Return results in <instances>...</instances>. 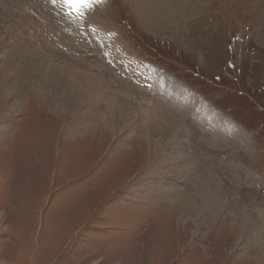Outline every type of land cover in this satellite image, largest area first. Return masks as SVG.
<instances>
[{
  "label": "rangeland",
  "instance_id": "obj_1",
  "mask_svg": "<svg viewBox=\"0 0 264 264\" xmlns=\"http://www.w3.org/2000/svg\"><path fill=\"white\" fill-rule=\"evenodd\" d=\"M98 1L90 30L227 128L125 77L62 2L0 0V264H264V0H193L173 21L162 0ZM65 68L129 84L139 118L110 125V93L76 111L47 84ZM149 110L179 121L186 167L157 161L175 145L151 146Z\"/></svg>",
  "mask_w": 264,
  "mask_h": 264
},
{
  "label": "bare ground",
  "instance_id": "obj_2",
  "mask_svg": "<svg viewBox=\"0 0 264 264\" xmlns=\"http://www.w3.org/2000/svg\"><path fill=\"white\" fill-rule=\"evenodd\" d=\"M59 1L62 2V0H59ZM127 1H129V0H127ZM131 1H132L131 2L132 5H134V6L136 5V6H138L140 8V6L138 4L139 3L141 4L142 1H144V0H131ZM145 1H147V5H150L151 8H153L152 5L154 4V2H151L152 0L151 1L149 0V2H148V0H145ZM175 1L178 2V4L176 5L177 7H174L175 5L174 6H171L170 3H167L168 0H162L161 2H159V8H162V10L161 9L160 10L162 12H165L166 13L164 15L162 14L163 16L162 15L159 16L161 19H163V17H164L165 20L166 19L167 20L168 19H171V21H173L172 18L174 17V15H175V9L178 8V6L180 7V5L181 6L183 5L182 6V9L184 10L183 7H186L187 4H189L188 3L189 1L193 2V0H175ZM258 3H260V2H258ZM92 5H94V3ZM150 6L148 7L147 10L150 9ZM157 6H158V4H157ZM255 6H256V4H255ZM251 7H252V5H251ZM257 7H258V5H257ZM84 8L85 7H77V8H75L73 19H78L80 22H82V14H83V9ZM155 8L158 9V7H155ZM153 9H152V11H153ZM156 9H155V11H156ZM88 10L89 9H87L86 11L88 12ZM86 11H84V15H85L84 20H85L86 16L89 18V16L87 15L88 13ZM148 12H150V11H148ZM157 15H160V14H158V13L157 14H153V18L155 19L156 17H154V16H157ZM147 19H148V17H147ZM85 21L83 22V25L85 24ZM162 21H164V20H162ZM160 23H162V22L160 21ZM157 25H158V23H157ZM74 26H76V25H74ZM103 28H105V27L103 26ZM163 29H164V27H163ZM97 32H98V30H97ZM97 32L95 30H92V31L87 32V33H83V32L81 33L80 32L81 33V36H79V37H80L81 41H84L83 38H86V39L88 38L91 41L90 43L92 44V46L95 49V51H97L99 53L100 57H103L102 58L103 60H107L108 59L111 62V64H114V65L118 66V68L123 73V75H125V77H129L130 79H132L134 81H137V83L140 82V81H143V83L145 82L144 85L142 84V87L144 86L143 87L144 89H146V87H148V84H149V86L155 90L156 96L158 95L159 97L162 98V100H160V102L162 101L163 103L165 102L167 104H172V105H175V106H180V104L182 102L181 101L182 99H180V101H181L180 102L178 98H180L181 96H185V101H184L185 103L184 104H188V105H184V108H185V106H187L188 107L187 108L188 110L190 108L192 110V112L193 111H195L194 113H197L198 112L197 113V116L200 115L202 117L200 119L202 123L205 122V125H208V126H221V127H223V129H226L227 128V124L225 123L224 120H222L220 117H218V115H216L214 113H210L196 99L191 98V96L189 95L188 92L187 93H186V91H185V93L182 92L184 90H181L180 86L176 82L172 81V79L170 80V79H168L166 77H163L160 74H159V76L157 78L156 77L157 75H154V74H158V73L153 72V71L150 72L149 69H148V67H146L142 62L134 60L133 57L131 58L129 56V54L125 50H123L122 48H120L118 46H117L118 48H116L115 42L114 43L109 42L107 40L108 37L106 38V36H103L101 34H100L101 35L100 36L99 33L97 34ZM58 38H61V37H58ZM61 39H63V38H61ZM63 44H64V46H66L65 45L66 44L65 42ZM68 49H70V48H68ZM101 67H102V69H104L103 66H101ZM87 75L88 74L86 72H84V71L81 72L80 70H77L76 68H73V69H70V68L66 69L65 68L64 70L60 69L57 77L54 78L51 83L50 82H48V83L46 82V83L49 84L48 86L51 87L52 91L59 92V94L65 99V101L67 103H70L72 106L77 105V106H75L76 108L74 107V109H76V111L77 110H81L84 106H86V107H84L85 110L82 113L83 114H86V115H89L90 114L89 116L92 115L91 114L93 112L92 107L94 106V104L97 101H99V97L102 96V95H105L107 93H110V95H109V97H108V99H107V101L105 103V112L103 113L104 114V119L105 120L108 119L110 125H113V126L115 125V119H116V122L119 123V121L126 122L129 119H133L132 117L139 118L140 113H141L140 112V108L137 105H136V107L134 106L135 103L132 100V97H130L131 95H129V93L132 90L135 91V89H133V87L132 88H128L129 87L128 86L129 84H128V85H126L127 90H125L126 87L124 89L123 88L124 86L120 82L118 84L115 82L117 84V88L118 87L119 88L121 87V88L120 89H117V91L116 90L115 91H113V90L111 91V89L107 87V86H111L110 85L111 83H109L107 81V78H105L104 75H101V76H103L105 79L103 77L102 78L101 77H99V78L97 77L96 78L95 77L96 75L92 79V78H90V75L89 76H87ZM125 77H124V79H125ZM110 79H112V78L110 77ZM112 82H114V81H112ZM130 83H132V82H130ZM107 91H109V92H107ZM166 100L168 102H166ZM139 103H140V101L137 104H139ZM192 104L195 106L194 109L192 107ZM140 105H141V103H140ZM164 106L166 107L165 104H164ZM143 108H141V109H143ZM195 108H196V110H195ZM159 109H160V107H159ZM177 109H179V108L177 107ZM181 109H183V108H181ZM149 111H146L147 112V115L146 116H142L141 115V119L143 120V124L141 123L142 124L141 125L142 126L141 129H143L144 130V133L147 134V137L150 140L151 146L153 148H156L157 149L158 146H159V144H158L159 141L164 142L165 143V146H169L170 147L171 145H175V148H173L174 146L171 148V149H173V152L172 153L170 152V155H169L168 159L166 158V160H164V159H160V157H159L157 161L158 162H167L168 161V164L171 165L172 167H174V166H177V167H186V163H185V160H184V155H183V153H181L179 151L180 150V147H178V144L179 143H178L177 138L179 136H181V134H182V129L180 128V123H178L179 121L177 119H175L174 117H171L174 114L171 115V116H166V115L164 116L163 113H161V112H159L157 110L150 111V112H152L151 114H150ZM79 112H78V114H79ZM142 113L143 114L145 113L144 109L142 110ZM159 113H160V115L157 116V114H159ZM148 115L150 116V119H147V116ZM80 117H82V115ZM157 117L160 118V119H157ZM142 120H140V121L142 122ZM136 125H138V124H136ZM141 138H142V135H141ZM153 138H157V140H154ZM177 149H179V150H177ZM215 201L217 202V200H215ZM243 218L244 217H242V219ZM242 219H240V221ZM246 220H248V219H246ZM242 221L244 222V219ZM258 229H260V228H258ZM256 232H258V231H256Z\"/></svg>",
  "mask_w": 264,
  "mask_h": 264
},
{
  "label": "snow or ice",
  "instance_id": "obj_3",
  "mask_svg": "<svg viewBox=\"0 0 264 264\" xmlns=\"http://www.w3.org/2000/svg\"><path fill=\"white\" fill-rule=\"evenodd\" d=\"M53 3H56L57 0H52ZM63 4L70 9H75L77 7H89L92 3H95L96 0H62Z\"/></svg>",
  "mask_w": 264,
  "mask_h": 264
}]
</instances>
